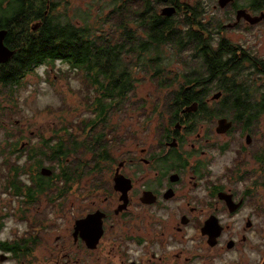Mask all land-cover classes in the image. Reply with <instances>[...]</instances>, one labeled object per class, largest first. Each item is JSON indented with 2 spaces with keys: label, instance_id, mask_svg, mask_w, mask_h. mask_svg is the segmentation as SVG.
Wrapping results in <instances>:
<instances>
[{
  "label": "flooded vegetation",
  "instance_id": "af4514ba",
  "mask_svg": "<svg viewBox=\"0 0 264 264\" xmlns=\"http://www.w3.org/2000/svg\"><path fill=\"white\" fill-rule=\"evenodd\" d=\"M213 35V48L224 40L264 62ZM216 94L204 98L200 113L185 107L138 115L142 129L121 136L119 156L87 152L83 162L68 161L78 169L71 177L43 164L32 175L28 153L18 154L17 182L9 186L17 234L3 237L0 209V264H264V199L256 188L264 174V114L220 111L229 98ZM219 121L230 127L217 131Z\"/></svg>",
  "mask_w": 264,
  "mask_h": 264
},
{
  "label": "trees",
  "instance_id": "16d2710c",
  "mask_svg": "<svg viewBox=\"0 0 264 264\" xmlns=\"http://www.w3.org/2000/svg\"><path fill=\"white\" fill-rule=\"evenodd\" d=\"M205 1L108 0L105 10H99L95 22L90 23L83 20L85 17L78 10L77 16L67 15L68 7L61 5L60 0H0V31L6 32L4 45L14 52L9 61L0 64V95L8 92L11 96L27 75L41 66L54 68L58 62L80 79L81 88L72 92L90 113L88 119L73 123L56 116L58 126L50 130L51 136L41 138L37 147L31 145L26 149L27 158L33 161L31 168H39L45 162L50 168H59V177H71L78 170L72 171L73 165L68 164L72 157L83 162V155L92 152L94 158L106 159L107 147L121 142L117 140L116 126L108 119L127 108L123 100L136 82V75L150 74L159 90L171 87L170 71L166 68L171 61L166 58L165 47L172 46L176 52L189 51L188 59L180 60L183 81L170 93L168 102L173 98L174 104H154L152 111L146 109L142 115L169 113L173 108L180 112L192 106L200 113L205 111L204 98L213 89L229 98L223 100L220 111L246 113L255 118L264 114V62L238 53L224 40L213 48L210 38L226 25H218L214 30L211 22L205 20ZM244 3L233 0L229 7L233 12H264V0ZM166 6L176 9L170 18L159 13ZM200 64L203 69H198ZM0 111L1 116L12 112L2 107ZM46 111L57 110L46 107ZM142 115L140 119H146ZM7 145L11 146L7 154L16 153L17 137ZM6 169L5 179L13 173L6 189L15 188L17 165ZM33 171L32 168V175ZM36 177L42 176L37 173Z\"/></svg>",
  "mask_w": 264,
  "mask_h": 264
},
{
  "label": "rangeland",
  "instance_id": "374dc122",
  "mask_svg": "<svg viewBox=\"0 0 264 264\" xmlns=\"http://www.w3.org/2000/svg\"><path fill=\"white\" fill-rule=\"evenodd\" d=\"M107 1L60 0V3L68 7L66 13L70 17L77 16L75 12L78 10L77 12L82 13L85 17L83 20L94 23L99 15V10H105L104 4ZM238 4H245L244 0H238ZM99 6L102 8L100 9ZM203 6L207 11L205 20L211 22L214 30H217L218 25H227L235 21V12L232 11L229 5L224 9H220L217 6V0H206ZM214 6L216 7L215 9ZM249 13L252 16L259 14L258 12ZM225 27V29L219 31L221 32V36L226 38L230 43L240 45L256 56L264 58V20L252 26L240 21L235 27ZM213 37L215 39V32ZM171 47H165V55L171 61L166 68L171 71L169 78L172 79L170 82L172 87L159 90L150 74L138 73L135 78L136 82L132 83L131 89L124 98L125 100H123L128 105L127 108L120 109L108 119V121H111L116 126L117 140L121 139L120 143L113 142L107 147L108 152L106 154L111 158L117 157L122 153V147H120L123 144L122 137L126 136L128 129L136 132L141 131V122L137 116L140 113L142 114L146 109L150 111L154 104L161 105L162 102L167 103L170 99V93L177 89L179 83H182L183 79L180 75L184 72V68L180 60H187L189 56L187 53L189 51L176 52L175 48ZM197 62L193 63L194 67ZM198 69H203L201 64ZM73 73L69 72L65 64L58 62L54 65V68L41 66L34 73L27 75L20 82V86L16 87V90L12 92L11 96H9L10 93L8 92L0 95V108H9L12 111L7 116H1L2 112L0 111V209L5 213V229L2 234L6 240H8L12 233L15 232L17 234V198L14 197L9 187L6 189L7 180L13 177V173H9L8 179H5L7 176L6 168L10 165L15 168L18 154L21 153V156L24 157V154H27L26 149L28 146L37 147L41 138L47 139L51 136L50 130L58 126L57 120H55L56 116L64 117L73 123L76 120H86L90 115L89 111L81 105L76 93L72 92V90L81 88L80 79ZM216 92L218 90L213 89L209 97ZM46 107L57 111L56 113H49L46 111ZM190 109L194 111L195 106H192ZM59 110L62 111L59 112ZM260 119L261 128L264 129V115H261ZM214 122L208 121L207 123L211 125ZM59 123L61 124V122ZM15 136L17 137V142H19V149L16 153L7 154L11 151V146L7 145V143L13 142ZM231 147H233L232 143ZM21 156L20 159L22 158ZM231 157V153L222 157L220 165L228 163ZM74 158H71L72 162L75 161ZM5 159H7L6 164L4 163ZM220 165L218 161L217 167L221 168ZM43 166L48 167L45 162H43ZM261 176V182L259 179L256 181V188L264 199V188L261 185L264 182V174L262 173ZM236 186L239 187L238 184ZM40 202L34 206L35 209H31L32 215L41 211L44 203ZM21 228L23 229L24 226L21 225Z\"/></svg>",
  "mask_w": 264,
  "mask_h": 264
},
{
  "label": "water",
  "instance_id": "95a60500",
  "mask_svg": "<svg viewBox=\"0 0 264 264\" xmlns=\"http://www.w3.org/2000/svg\"><path fill=\"white\" fill-rule=\"evenodd\" d=\"M132 1H137V0H132ZM232 2L233 0H217V6L220 9H224L227 5L231 4ZM175 12H176L175 7L166 6L161 8L160 15L163 17L170 18L175 14ZM241 20L247 23L248 25H256L260 23L262 20H264V12H260L257 16H252L246 10L238 9L235 11V21L232 24L227 25V27H234L238 25ZM32 29L35 30V27H33ZM5 36H6V32L0 31V64H4L7 61H9V59L12 57L14 53L12 50L8 49L4 45ZM219 96L220 94H216L213 96V98H217ZM229 127H230V123H225V121H219L217 131H224ZM41 174L44 176H48L51 174V171L46 168H42Z\"/></svg>",
  "mask_w": 264,
  "mask_h": 264
}]
</instances>
